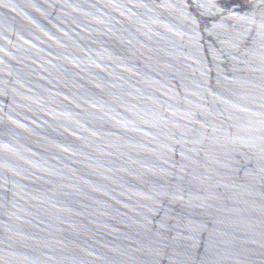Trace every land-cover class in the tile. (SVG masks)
Listing matches in <instances>:
<instances>
[{
	"label": "water",
	"instance_id": "water-1",
	"mask_svg": "<svg viewBox=\"0 0 264 264\" xmlns=\"http://www.w3.org/2000/svg\"><path fill=\"white\" fill-rule=\"evenodd\" d=\"M0 264H264V0H0Z\"/></svg>",
	"mask_w": 264,
	"mask_h": 264
}]
</instances>
